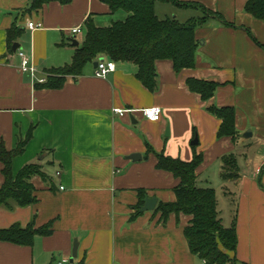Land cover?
<instances>
[{
  "label": "crops",
  "instance_id": "crops-1",
  "mask_svg": "<svg viewBox=\"0 0 264 264\" xmlns=\"http://www.w3.org/2000/svg\"><path fill=\"white\" fill-rule=\"evenodd\" d=\"M32 1L0 0V139L13 150L32 128L13 171L35 163L48 177L32 178L35 203L0 205V228L50 224L51 232L36 235L33 245L0 241V264H57L63 258L69 264H208L191 251L185 235L191 216L171 213L163 219L155 211L160 202L177 199L180 183L173 172L158 168L161 153L185 161L203 156L197 182L215 188L224 225L235 221L238 241L231 255L237 264H264V151L256 157L245 153L264 145V21L245 10L248 0H182L212 13L196 29V65L178 72L172 60H157L155 91L137 77L132 62H116L115 71L98 77L94 63L106 55L88 62L82 74L67 75L59 88L38 82L71 62L89 17L108 26L128 14L112 12L101 0L50 1L38 9ZM162 8L166 17L171 12L181 21L205 14L198 8ZM29 21L43 26L31 29ZM76 27L81 34L72 32ZM11 28L23 30L16 51L9 45ZM20 51L37 67L35 77L22 70ZM189 78L219 86L204 100ZM155 105L161 119L144 117L140 110ZM213 105L235 109L236 139L219 137L222 120L210 112ZM115 107L132 111L120 115ZM232 152L241 176L225 180L222 157ZM3 168L0 161V188ZM141 190L158 202L154 210L133 216ZM76 239L78 255L71 262Z\"/></svg>",
  "mask_w": 264,
  "mask_h": 264
},
{
  "label": "trees",
  "instance_id": "trees-1",
  "mask_svg": "<svg viewBox=\"0 0 264 264\" xmlns=\"http://www.w3.org/2000/svg\"><path fill=\"white\" fill-rule=\"evenodd\" d=\"M50 1L68 4L73 0H33L32 8H41ZM101 1L108 4L112 12L123 10L128 16L125 19L115 20L108 26H98L89 17L85 21V39L81 46L76 48L71 62L63 68L52 69L46 82L41 83L45 87H61L67 75L82 74L84 66L101 55H106L116 62L134 63L138 69L137 77L151 91L158 88L157 60H172L178 72L196 65L199 45L196 29L204 25L212 13L204 5L182 0ZM158 2L202 9L205 14L191 17L186 21L173 16L161 18L156 10ZM245 10L255 18L264 21V0H248ZM216 15L223 20L221 14L216 13ZM223 22L234 25L225 19ZM22 33V29L9 30L11 48ZM187 83L193 91L200 93L204 100L213 97L219 86L217 82L195 78H189ZM209 110L222 120L218 131L219 137L230 136L236 139L239 132L235 123V109L213 105L209 107ZM32 137L31 128L13 150L7 149L5 142L0 139V161L4 164L5 177L4 185L0 188V205H11L14 201L20 206H26L37 201L32 178L40 175L47 179L48 174L42 170V166L29 163L16 174L13 171L14 158L25 151ZM157 158L158 168L173 172L180 178V183L175 188L177 199L172 202H160L155 211H160L163 219L171 213L182 212L190 215L189 224L185 227L190 249L208 264H237L236 256H231L238 241L235 221L231 226L224 225L215 188L202 187L197 182L196 169L201 164L203 156L195 154L192 160L185 161L161 153L157 154ZM240 171L236 153L232 152L222 157L223 179L236 180L241 176ZM140 194V203L133 216L141 214L140 208L146 191L141 190ZM50 232V224L36 228L32 223L26 227L15 223L8 228H0V241L33 245L36 235H47Z\"/></svg>",
  "mask_w": 264,
  "mask_h": 264
},
{
  "label": "built area",
  "instance_id": "built-area-1",
  "mask_svg": "<svg viewBox=\"0 0 264 264\" xmlns=\"http://www.w3.org/2000/svg\"><path fill=\"white\" fill-rule=\"evenodd\" d=\"M28 26L31 29L37 28V27H41L43 26L42 22H35V21H29L28 22ZM73 33H80L82 32V29L80 27H76L74 29H72ZM20 56L22 59V63H21V67L22 70L24 72H29L30 75H32V77L36 76V73L38 71L37 67L31 63V61L29 60V58L25 55L24 52L20 51ZM117 68V63L116 61L106 58L102 61H99V64L96 68V75L98 77H106L109 73L115 71ZM47 78H38L37 81L44 83L46 82ZM113 111L115 113H118L120 115L125 114L126 112L132 111L131 109H124V108H119V107H115L113 108ZM142 112V114L144 115V117L151 119V120H160L162 117V109L160 106H150V107H145L142 108L140 110ZM58 175H61V172L58 171L57 172ZM61 188L63 189L64 186H61ZM57 264H69V259L68 258H63L61 261H59Z\"/></svg>",
  "mask_w": 264,
  "mask_h": 264
},
{
  "label": "water",
  "instance_id": "water-1",
  "mask_svg": "<svg viewBox=\"0 0 264 264\" xmlns=\"http://www.w3.org/2000/svg\"><path fill=\"white\" fill-rule=\"evenodd\" d=\"M75 45H78L79 43L77 41L74 42ZM19 47V43H15L13 45V50L16 51ZM104 60V58H100L99 60H97L94 65L97 67L99 64V61ZM251 132V131H250ZM251 134V133H250ZM245 137H248L247 134L244 135ZM198 142V139L195 138L193 141V144H196ZM158 199L155 196H146L144 199V204L141 206L140 211L141 212H146V211H152L156 208ZM78 246H79V241L76 239L75 243H74V248H73V252H72V256H71V262L74 261V259L77 257L78 255Z\"/></svg>",
  "mask_w": 264,
  "mask_h": 264
},
{
  "label": "rangeland",
  "instance_id": "rangeland-1",
  "mask_svg": "<svg viewBox=\"0 0 264 264\" xmlns=\"http://www.w3.org/2000/svg\"><path fill=\"white\" fill-rule=\"evenodd\" d=\"M158 6H157V13L159 14V16L161 18H166V15H164V12L165 10L163 11V8L162 7H168V10L166 12L169 11V9H173L172 7H174L173 4H170V3H163V2H158L157 3ZM167 14H169V17L173 16L171 14V12H168ZM81 34V33H80ZM72 43V42H70ZM54 74V73H53ZM263 150L264 151V145H259V144H254L250 150L246 151L245 153H249L248 156H253V157H256L258 156L260 153V151ZM245 155V154H244ZM243 155V156H244ZM221 196V195H220ZM224 224H225V221H224ZM232 256V255H231Z\"/></svg>",
  "mask_w": 264,
  "mask_h": 264
}]
</instances>
